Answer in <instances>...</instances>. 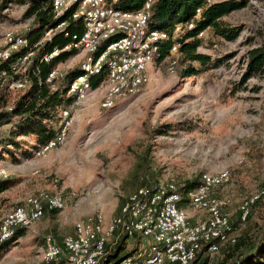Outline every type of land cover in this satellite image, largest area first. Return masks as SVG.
<instances>
[{"label":"rangeland","instance_id":"374dc122","mask_svg":"<svg viewBox=\"0 0 264 264\" xmlns=\"http://www.w3.org/2000/svg\"><path fill=\"white\" fill-rule=\"evenodd\" d=\"M217 1L222 0L208 3ZM25 8L9 3L0 11V45L5 32L22 35L34 27L32 18L24 16ZM222 20L241 26L237 38L227 40L206 29L197 48L212 58L230 54L218 67L182 76L185 66L198 68L199 64L184 60L179 51L172 56L173 71L167 61L155 59L149 65L147 82L135 93L119 98L111 108L102 107L103 92L99 89L77 105L67 99L63 107L71 108L73 128L66 143L45 158L34 157L32 163H25L21 151L0 144V161L5 168L0 176L15 180L0 193V221L37 191L59 192L65 198L64 209L47 211L0 251V264H46L42 259L46 235L61 240L75 220L96 211L110 219L142 179L148 185L167 181L180 185L203 173L225 169L230 179L215 189V195L230 198L224 210L233 221L234 234L246 231L250 237L262 236L264 195L251 205L243 223L238 219V206L245 196L264 188V74L241 85L238 82L246 51L264 41V0H248ZM71 48L77 52L56 65L60 72L81 65L85 59L81 48ZM3 90L8 106L23 92L8 87ZM59 120L57 108L51 125L57 128ZM9 128L0 127V138L7 137ZM16 140L26 146L36 142L33 135ZM21 147L26 148L24 144ZM183 206L191 219L202 216L186 202ZM140 242L128 243L127 249L134 251L132 246ZM227 250L226 245L220 246L218 252H205L191 264L204 260L213 264Z\"/></svg>","mask_w":264,"mask_h":264},{"label":"built area","instance_id":"2783aa9c","mask_svg":"<svg viewBox=\"0 0 264 264\" xmlns=\"http://www.w3.org/2000/svg\"><path fill=\"white\" fill-rule=\"evenodd\" d=\"M117 0H52L55 18L74 7L72 18H82L84 30L74 35L73 44L85 53L80 65L81 73L67 84V95L73 98L72 105L86 100L91 91L103 92L102 107L111 108L124 95L135 93L148 80L149 65L160 56L161 45L170 41L166 55L173 71V54L179 52V43L174 42L180 33L177 24L171 32L151 28L149 18L156 0H145L135 10L115 7ZM201 8L196 9V16ZM65 25L60 22L25 52L15 55L9 66L4 60L27 45L22 35L5 32L0 45V89L8 86L13 91L26 89L30 84L29 65L37 49L50 36ZM193 28V22L187 23ZM205 30L198 33L203 37ZM61 49H54L42 56L49 61ZM102 72L103 78L93 87L91 78ZM56 66L46 79L61 75ZM53 89V86H51ZM10 108V107H9ZM59 124L52 138L33 151L36 158H45L50 151L63 146L73 128L71 108L60 106ZM0 174H4L0 170ZM230 179L227 169L203 173L194 189L182 192L173 182H159L138 187L122 201L118 213L105 220L100 211L83 216L75 221L74 231L57 240L52 235L44 239L42 259L46 264H101L115 249L121 238L139 239L141 245L115 264H190L203 250L218 252L219 247L235 242V227L224 206L230 198H218L215 189ZM264 195V188L245 196L239 206V222L250 215V207ZM198 210L202 216L191 219L183 204ZM65 198L59 192L37 191L25 197L21 204L10 209L0 221V245L11 238L17 228H27L44 216L47 211L62 210Z\"/></svg>","mask_w":264,"mask_h":264},{"label":"trees","instance_id":"16d2710c","mask_svg":"<svg viewBox=\"0 0 264 264\" xmlns=\"http://www.w3.org/2000/svg\"><path fill=\"white\" fill-rule=\"evenodd\" d=\"M144 1L117 0L114 5L121 9L135 10ZM247 1L222 0L208 3V0H156L151 7L149 26L171 32L177 24L181 25L179 36L173 41L180 44L178 51L184 55V60L195 61L199 64L198 68L187 65L182 69V76H191L201 71L216 68L231 57L228 54L212 58L208 54L198 52L197 48L202 44L203 38L198 37V33L209 29L214 34L227 40L236 39L242 29L241 26H230L222 20V17L244 7ZM9 3L26 6L24 16L32 18L34 27L26 34H22L27 41V45L13 52L9 58L3 61V66H9L15 55L25 52L32 44L42 38L46 31L65 21L64 27L55 31L37 49L29 65L30 84L26 89L19 90L23 92L10 106H8V96L3 89H0V127H10L7 137L0 138V144L21 151L20 155L24 159L32 156L34 150L54 136L57 128L51 125V120L55 111L58 107L63 106L67 99L73 100L71 96L67 95V84L81 73L80 65L72 67L51 79L50 82H47L46 79L58 63L77 52L71 47L68 49L63 48L66 45L73 44L74 35H80L83 32L84 22L82 18H72L74 7H70L62 16L55 18L52 11V0H1L0 11L6 8ZM199 7L201 10L199 15L196 16V9ZM190 21L193 22V28L188 29L187 23ZM170 43V41H167L161 45L159 60L166 55ZM56 48L61 49L56 56L51 57L49 61L42 60L44 54H50ZM244 57L245 67L238 85L243 84L251 77L264 74V41L248 49ZM104 73L102 72L91 78L93 87L99 84ZM51 86H53V89ZM7 87L5 86V88ZM27 135L35 136L36 142L31 146H26V143L16 140L18 137ZM22 144L26 148H22ZM7 153L13 155L12 150H7ZM14 183L15 180L10 177L0 176V193L14 185ZM199 183L200 177H195L177 186L182 192H187L197 187ZM146 185L148 183L144 179L139 183V187ZM57 211L52 210L50 212ZM24 231L25 228H17L11 238L0 245V251L7 248L10 242L22 236ZM126 239V236L121 238L115 249L107 256L106 262L104 261L101 264H115L120 258L131 255L133 250H127ZM226 246L228 250L225 256L213 264H264V231L262 236H255V238L250 237L244 231L236 236L234 243L226 244ZM205 252L202 250L192 262L200 258ZM202 264H207L206 260Z\"/></svg>","mask_w":264,"mask_h":264},{"label":"crops","instance_id":"0c3cea01","mask_svg":"<svg viewBox=\"0 0 264 264\" xmlns=\"http://www.w3.org/2000/svg\"><path fill=\"white\" fill-rule=\"evenodd\" d=\"M51 152V151H50ZM49 152V153H50ZM49 155V154H48ZM47 155V156H48ZM35 159L36 158H34V156L32 155V156H29V157H26V158H24V161H25V163H32L33 161H35ZM3 162V161H2ZM1 161H0V170H5V168H2V165L3 164H1L2 163ZM3 177H5V176H3ZM76 221V220H75ZM75 223V222H74ZM73 231H74V225H73V228H71V230H70V233L69 234H71V233H73ZM68 235V234H67ZM136 240H139V239H135V240H133V239H131V238H127L126 239V245L128 244V243H135V241ZM132 247H134L133 249H137V247H138V245H136V246H132ZM128 250V249H127Z\"/></svg>","mask_w":264,"mask_h":264}]
</instances>
